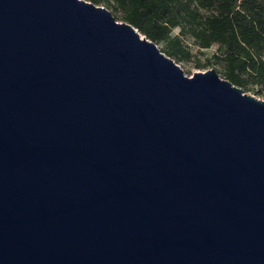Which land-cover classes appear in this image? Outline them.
I'll list each match as a JSON object with an SVG mask.
<instances>
[{"label": "water", "instance_id": "95a60500", "mask_svg": "<svg viewBox=\"0 0 264 264\" xmlns=\"http://www.w3.org/2000/svg\"><path fill=\"white\" fill-rule=\"evenodd\" d=\"M0 264H264V98L89 0H0Z\"/></svg>", "mask_w": 264, "mask_h": 264}, {"label": "trees", "instance_id": "16d2710c", "mask_svg": "<svg viewBox=\"0 0 264 264\" xmlns=\"http://www.w3.org/2000/svg\"><path fill=\"white\" fill-rule=\"evenodd\" d=\"M132 24L175 62L196 52L245 92L264 98V0H89ZM118 20V19H117ZM190 40V41H187Z\"/></svg>", "mask_w": 264, "mask_h": 264}, {"label": "rangeland", "instance_id": "374dc122", "mask_svg": "<svg viewBox=\"0 0 264 264\" xmlns=\"http://www.w3.org/2000/svg\"><path fill=\"white\" fill-rule=\"evenodd\" d=\"M102 6H104V5H102ZM108 10L112 13V15L114 16L115 19L119 20L118 15L116 13L112 12L110 9H108ZM119 21H121V20H119ZM187 41H190V40H187ZM157 46L160 49V45H157ZM213 50H214V48H211L209 50L207 49V51H205L206 52L205 54H200V53L196 52V49L193 47L194 56L190 60L176 62V63L182 68L184 73L188 76H191L193 74V72H196V71L205 72V71H203V68H205V66H202V65L199 66L197 64L198 63H201V64L205 63L206 62V56L211 54V52ZM213 68H215V67H213ZM248 93L251 94V92H248ZM258 97H260V96H258Z\"/></svg>", "mask_w": 264, "mask_h": 264}]
</instances>
